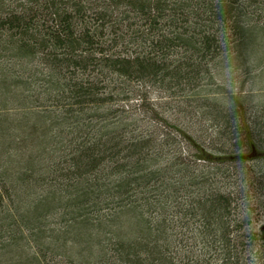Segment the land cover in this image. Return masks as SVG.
I'll use <instances>...</instances> for the list:
<instances>
[{"label":"trees","instance_id":"16d2710c","mask_svg":"<svg viewBox=\"0 0 264 264\" xmlns=\"http://www.w3.org/2000/svg\"><path fill=\"white\" fill-rule=\"evenodd\" d=\"M250 67L262 81L264 0H0V264H179L183 220L205 240L182 264H241L252 201L196 183L230 178L219 165L245 145L254 155L264 104L204 112L231 150L177 130L213 167L194 181L179 178L177 137L127 103L131 84L172 92Z\"/></svg>","mask_w":264,"mask_h":264},{"label":"rangeland","instance_id":"374dc122","mask_svg":"<svg viewBox=\"0 0 264 264\" xmlns=\"http://www.w3.org/2000/svg\"><path fill=\"white\" fill-rule=\"evenodd\" d=\"M121 31L118 30L117 32ZM250 68L254 71H232L228 69L220 71L210 68V73H203L200 81L195 82L190 88L172 89V92L166 90L165 86L160 88L157 85L149 87L141 83L138 85L131 84L132 89L134 91L138 90L139 95H136V100L132 99L127 104L132 105L133 114L140 117L141 123L143 122V125H146L144 127L150 129V133H156L155 130L147 127L149 122L151 125H156V134L165 133L168 139L174 138L172 135L177 137V148L181 152V154H178V157L181 158L179 178L187 180L188 177L194 181H196L195 176L198 175L201 177L207 175L206 178H208V173L213 171V167L207 168L208 164L204 165L203 162L194 161V149L190 147L186 140L179 136L177 130L180 129L181 132L188 134L194 139L195 143L197 142L206 149L219 145L224 146L222 138L216 135V131L211 129L216 127L212 118L204 114V112L211 110L215 116H219L218 114L225 115L224 112H221L222 108L220 106L228 107V103H232L237 99L243 102L244 112H247L248 118V116L258 113L259 108L262 107L259 106L260 103L264 104V78L262 81H257L256 76H259V72L256 75L257 69ZM203 101L209 107L203 108ZM214 107H216L215 112H213ZM40 111L44 112V109ZM126 123L129 122L127 121ZM250 126L255 134L251 142L254 145V155L250 158L242 159L239 155L248 156L250 154L249 146L245 145L239 148L235 151L237 158L234 163L219 165V168L230 171V178L227 177L225 179L219 175L218 180L199 181L196 186H202V193L206 192L207 194L210 190L215 192L218 188L226 193L232 192L233 196L242 193L244 198L247 197L249 202L252 201L246 211L250 214L252 223L247 225L248 229L242 230L235 236L236 238L239 236L238 241L248 247H245L241 252V247L240 249L238 248L237 253L238 257L242 258L241 264H264V232L262 235L259 234L261 228L264 230V136L259 137L255 133L254 127L251 124ZM152 140H155V138L153 137ZM231 146V144H228L224 146V149L231 150ZM169 149L170 151L173 149L172 152L174 151V148L169 147ZM240 171H243L244 174H241ZM211 182L212 184H210ZM196 186L194 185L190 189L196 190ZM242 189L244 190L243 192H241ZM180 204L185 205V201H182L181 196L179 197ZM167 209L171 212L170 206ZM159 218L160 216L157 219ZM183 221L180 222L183 229H175L174 238L170 239L171 242L174 241L179 245L176 246L178 247V255L181 257L180 259L177 258L179 264L184 263L183 253L187 256V252H193L194 246L195 248H200L203 244L200 241L204 242L205 240V237H200L201 234L192 229L196 227V224L199 226L200 222L189 221L191 224V227H189L186 226L187 222L184 225ZM248 236H250L249 239L247 238ZM234 246H237V244H234Z\"/></svg>","mask_w":264,"mask_h":264}]
</instances>
